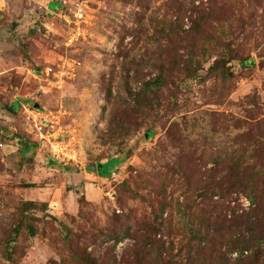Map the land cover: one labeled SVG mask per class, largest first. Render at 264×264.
I'll list each match as a JSON object with an SVG mask.
<instances>
[{"label":"rangeland","instance_id":"1","mask_svg":"<svg viewBox=\"0 0 264 264\" xmlns=\"http://www.w3.org/2000/svg\"><path fill=\"white\" fill-rule=\"evenodd\" d=\"M252 210L264 0H0V264H164L208 223L200 264H223ZM260 249L239 264H264Z\"/></svg>","mask_w":264,"mask_h":264},{"label":"trees","instance_id":"2","mask_svg":"<svg viewBox=\"0 0 264 264\" xmlns=\"http://www.w3.org/2000/svg\"><path fill=\"white\" fill-rule=\"evenodd\" d=\"M161 82V77H158L156 79H154L152 82H146L144 84V88L143 90H141V92H138L135 95V99H136V105H139L140 102H144L146 100V98H148L151 94V90L152 88H154L155 86H157L158 84H160ZM156 88V87H155ZM108 164L105 165H101V169L103 166H107ZM231 170H235L238 171L239 168L235 167L232 168ZM98 175L102 178H107L108 176H104L100 172L98 173ZM242 190V192H247L246 193V197L247 199L251 202V205H255V199L253 197V195H251V189L250 187H246V189H240ZM252 214H256L254 215V220L251 223V225H255L256 229L254 230H249L247 228V222H245L247 220V216H241L240 219L243 220L241 221V223H245L246 227L243 229L242 227H240V231L231 234L228 236L227 241L229 242L228 248L222 252L219 251V253H222L221 258L223 259V264H227L229 263L228 261H230L229 256L233 253H239L240 258L238 257L235 261L236 264H239L243 261H245L247 259V257H245L244 253H246L247 251H250V248L255 247L256 251H258V253H260L261 249V245L264 244V218H258L255 219V217L257 216V213H255V210L251 211ZM213 226L212 223H208L207 225V232L205 234V236H202L201 233H197L195 234L194 238L192 239V242L187 243L186 247H185V251H177L173 256H172V251H168L165 255V261L164 264H172V258L174 259L177 256L181 257V260L179 262H176L175 264H200V262L203 259V255L206 254V249H208L211 244L213 243V238L210 236V229ZM158 225L156 226V224L149 226V228L147 230H150V232H152L151 234H156V232H158L157 230ZM129 237L127 229L124 230V232L120 235V236H114L113 237V248L116 247V245L124 240H126ZM149 239L146 240L145 243L142 242L144 247H148V249H146L145 252H148V250L153 244L149 243ZM154 246V245H153ZM142 248V250H144L145 248ZM156 248V247H155ZM160 256V253L158 254V257ZM228 256V257H227ZM163 259V258H161ZM250 258H248L249 260ZM246 260V261H248ZM108 264H111L110 262ZM174 264V263H173Z\"/></svg>","mask_w":264,"mask_h":264},{"label":"built area","instance_id":"3","mask_svg":"<svg viewBox=\"0 0 264 264\" xmlns=\"http://www.w3.org/2000/svg\"><path fill=\"white\" fill-rule=\"evenodd\" d=\"M52 149L54 156L61 155L67 157L73 163H79L76 152L70 148L69 144H62V146L60 144H54L52 145Z\"/></svg>","mask_w":264,"mask_h":264},{"label":"crops","instance_id":"4","mask_svg":"<svg viewBox=\"0 0 264 264\" xmlns=\"http://www.w3.org/2000/svg\"><path fill=\"white\" fill-rule=\"evenodd\" d=\"M101 180H103V179H101Z\"/></svg>","mask_w":264,"mask_h":264}]
</instances>
